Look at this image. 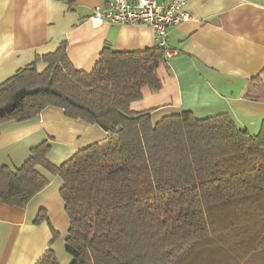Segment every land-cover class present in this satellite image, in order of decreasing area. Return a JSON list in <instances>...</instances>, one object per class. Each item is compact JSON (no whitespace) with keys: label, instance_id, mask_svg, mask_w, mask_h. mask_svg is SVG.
Instances as JSON below:
<instances>
[{"label":"trees","instance_id":"trees-1","mask_svg":"<svg viewBox=\"0 0 264 264\" xmlns=\"http://www.w3.org/2000/svg\"><path fill=\"white\" fill-rule=\"evenodd\" d=\"M163 58L158 46H105L87 72L74 67L64 41L1 83L0 125L52 106L110 136L59 166L49 141L19 168L0 164V201L25 207L50 183L40 168L59 176L71 264H264V122L251 135L228 113L183 111L154 122L150 110L132 111L145 86L162 88ZM51 244L36 264H60Z\"/></svg>","mask_w":264,"mask_h":264},{"label":"crops","instance_id":"crops-1","mask_svg":"<svg viewBox=\"0 0 264 264\" xmlns=\"http://www.w3.org/2000/svg\"><path fill=\"white\" fill-rule=\"evenodd\" d=\"M109 1L0 0V84L64 41L74 67L87 72L105 46L116 52L157 46L147 25H94L95 8ZM186 10L192 18L168 32V47L176 54L158 68L162 88L145 86L131 110H150L154 122L183 111L197 118L228 113L240 128L257 134L264 122V0H191ZM253 77L258 79L250 81ZM109 136L50 106L32 120L0 125V164L19 168L33 147L49 141L48 158L59 166ZM40 171L50 183L27 206L0 201V264H36L54 239L51 226L58 232L51 248L60 264L73 261L66 250L70 219L61 197L63 180ZM42 211L48 220L37 222Z\"/></svg>","mask_w":264,"mask_h":264},{"label":"built area","instance_id":"built-area-1","mask_svg":"<svg viewBox=\"0 0 264 264\" xmlns=\"http://www.w3.org/2000/svg\"><path fill=\"white\" fill-rule=\"evenodd\" d=\"M190 1L171 0L169 3H160L158 0H111L104 6L96 7L90 20L94 25L110 23L149 26L157 46L164 49L163 59L167 62L176 54L168 47L169 29L192 18L186 10Z\"/></svg>","mask_w":264,"mask_h":264},{"label":"rangeland","instance_id":"rangeland-1","mask_svg":"<svg viewBox=\"0 0 264 264\" xmlns=\"http://www.w3.org/2000/svg\"><path fill=\"white\" fill-rule=\"evenodd\" d=\"M42 70V69H41Z\"/></svg>","mask_w":264,"mask_h":264}]
</instances>
